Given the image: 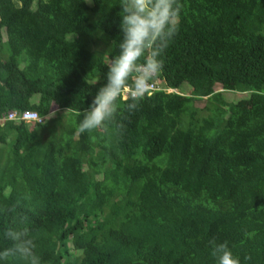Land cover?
<instances>
[{"label":"trees","instance_id":"trees-1","mask_svg":"<svg viewBox=\"0 0 264 264\" xmlns=\"http://www.w3.org/2000/svg\"><path fill=\"white\" fill-rule=\"evenodd\" d=\"M180 3L156 78L178 93L78 134L119 54L120 0H0V116L44 119L0 124V251L28 228L40 264H216L213 239L264 264V0ZM211 82L250 108L218 92L196 111Z\"/></svg>","mask_w":264,"mask_h":264},{"label":"clouds","instance_id":"clouds-1","mask_svg":"<svg viewBox=\"0 0 264 264\" xmlns=\"http://www.w3.org/2000/svg\"><path fill=\"white\" fill-rule=\"evenodd\" d=\"M119 6V54L108 62L105 83L99 86L83 114V119L77 126L78 134L102 128L106 130L108 124L115 121L121 104L132 112L146 96H151L154 92L178 93L156 78L163 71L165 51L179 32L182 9L180 0H120ZM258 94L264 95V92ZM4 237L11 241V246L0 251V260L11 258L23 261L24 264H40V258L34 251L36 244L30 237L28 228H8ZM209 245L216 264H241L226 241L217 243L213 239L209 241Z\"/></svg>","mask_w":264,"mask_h":264},{"label":"rangeland","instance_id":"rangeland-1","mask_svg":"<svg viewBox=\"0 0 264 264\" xmlns=\"http://www.w3.org/2000/svg\"><path fill=\"white\" fill-rule=\"evenodd\" d=\"M25 7H28L31 0H19ZM73 37L79 41H86V34L81 31V30H77L76 32H74L73 34ZM110 49L108 50H105V59H106V62H108V59H107V55L109 53ZM192 91V86L191 85H187V87H185V90H184V93L185 95H189ZM220 92L219 94V100L221 102H224V101H229V100H235V101H238V105L242 108H250L251 106V101H250V97H249V94L247 93H237V94H233V93H230V92H224L221 90V87H220V84L219 83H216V82H211V83H208L206 84L203 89L201 90V93L203 94L202 97L204 98L203 101L199 102L196 107V111L198 112H201L203 113V109H204V106H205V98L209 97V95L211 93H218ZM37 96H35L32 101L36 102L37 101ZM221 102H219L216 106V108L221 111V112H224V107L223 105L221 104ZM57 111V108L55 106H52L51 108V113H54ZM30 125V124H29ZM31 126V125H30ZM32 132H34L33 134H37L40 130L39 129H36V128H30Z\"/></svg>","mask_w":264,"mask_h":264},{"label":"built area","instance_id":"built-area-1","mask_svg":"<svg viewBox=\"0 0 264 264\" xmlns=\"http://www.w3.org/2000/svg\"><path fill=\"white\" fill-rule=\"evenodd\" d=\"M155 90L154 84L152 85V91ZM4 122H25V123H35L41 124L43 119L40 118L36 113L26 111L18 113L16 111L7 112L5 115L0 116V124Z\"/></svg>","mask_w":264,"mask_h":264}]
</instances>
